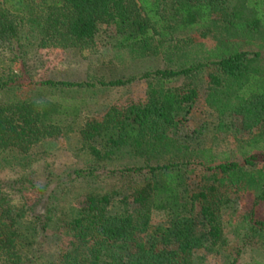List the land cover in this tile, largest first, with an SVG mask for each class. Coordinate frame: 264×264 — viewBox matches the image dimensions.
I'll use <instances>...</instances> for the list:
<instances>
[{
  "label": "trees",
  "instance_id": "1",
  "mask_svg": "<svg viewBox=\"0 0 264 264\" xmlns=\"http://www.w3.org/2000/svg\"><path fill=\"white\" fill-rule=\"evenodd\" d=\"M26 22L29 29L23 31ZM218 22L227 28L258 31L264 27V0L0 1V41L10 47H22L23 35L39 29L41 45L52 48H90L101 41L134 55L154 56L164 47L171 49L193 40L192 32L206 37ZM104 25L108 27L105 31ZM260 56L257 51H234L212 62L146 71L141 78L151 82L145 99L116 111L111 119L79 124V135L90 153L99 161L116 165L112 175L127 177L134 186L124 194L121 190L90 193L81 206L73 207L67 230L73 236L74 250L52 264H195L199 250L215 251L224 245L219 205L211 201L208 190H191L189 163L158 160L177 153L179 146L171 143L168 132L187 121L200 95L196 86L171 83L214 66L218 73L208 74L211 95L226 82L238 84V101L221 106L224 113L238 117L242 132H250L264 124V79L251 72L252 63ZM211 100L214 102L213 97ZM67 113L62 104L53 101L13 99L0 103V154H23L41 141L68 135L77 119L67 124ZM261 159L264 152L216 168L239 178L242 175L248 185H259L256 203H261L264 166L257 171L259 176L252 171ZM210 163V157L201 162L212 169ZM84 174V170L70 172L57 187L65 188ZM30 224L20 217H7L0 209V264H35V241L47 229V222L33 220ZM250 230L264 234V221H256Z\"/></svg>",
  "mask_w": 264,
  "mask_h": 264
},
{
  "label": "rangeland",
  "instance_id": "2",
  "mask_svg": "<svg viewBox=\"0 0 264 264\" xmlns=\"http://www.w3.org/2000/svg\"><path fill=\"white\" fill-rule=\"evenodd\" d=\"M211 28L206 37L199 31L192 32L193 40L177 43L171 49L164 47L154 56L134 55L101 41L90 48H52L41 45L39 29L23 35L22 47H10L0 41V103L13 99L53 101L68 112L69 116L64 117L67 124L77 119L68 135L41 141L23 154H0V209L7 217H20L27 224L33 220L47 222V229L35 241V264L57 263L65 252L74 250L67 220L73 207L81 206L88 194L114 190L124 194L134 186L129 178L112 175L116 165L99 161L90 153L79 135V124L111 119L116 111L145 99L151 81L141 76L149 70L212 62L234 51H257L261 56L252 63L251 72L264 79V27L252 31L227 28L218 22ZM22 29L28 31L27 22ZM107 29L106 25L102 27L103 31ZM210 72L218 70L207 66L192 77L171 83L178 87L196 86L200 95L187 121L168 132L171 143L179 146L177 153L162 155L158 160L188 162L191 190H208L211 201L219 205L218 217L226 243L215 251L199 250L195 264H264V234L250 230L256 221H264V202L256 203L260 186L248 185L242 175L239 178L216 168L220 163H242L246 156L264 152V124L242 132L238 117L229 116L222 108L238 101L239 85L225 81L211 95ZM49 80L83 85L52 86L46 83ZM116 81L127 83L110 85ZM5 83L8 85L3 86ZM207 157L212 159V169L201 164ZM263 166L261 159L252 171L259 176L257 171ZM75 170H84L85 176L58 188V181H64ZM49 181L52 183L41 191Z\"/></svg>",
  "mask_w": 264,
  "mask_h": 264
}]
</instances>
